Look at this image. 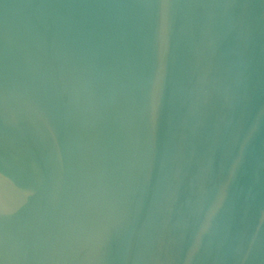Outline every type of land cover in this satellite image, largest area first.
Listing matches in <instances>:
<instances>
[{"label":"water","instance_id":"1","mask_svg":"<svg viewBox=\"0 0 264 264\" xmlns=\"http://www.w3.org/2000/svg\"><path fill=\"white\" fill-rule=\"evenodd\" d=\"M0 264H264V0H0Z\"/></svg>","mask_w":264,"mask_h":264}]
</instances>
